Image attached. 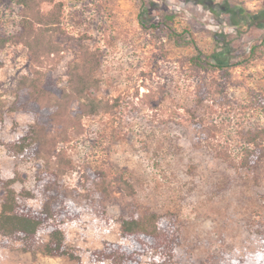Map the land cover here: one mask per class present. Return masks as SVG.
Instances as JSON below:
<instances>
[{"label": "rangeland", "instance_id": "rangeland-1", "mask_svg": "<svg viewBox=\"0 0 264 264\" xmlns=\"http://www.w3.org/2000/svg\"><path fill=\"white\" fill-rule=\"evenodd\" d=\"M48 13L56 23L41 21ZM166 19L192 43L151 27ZM0 30L11 39L1 53L0 171L39 207L49 167L81 211L64 226L80 260L0 242V264H110L91 254L122 241L134 209L177 217L175 264L264 259V167L237 166L253 133L264 148V0H45L34 11L3 0ZM255 44L261 57L232 69L236 85L192 64L199 50L238 62ZM86 49L100 55L96 114L71 84ZM30 125V157L9 156L5 142ZM5 193L0 184V211Z\"/></svg>", "mask_w": 264, "mask_h": 264}, {"label": "trees", "instance_id": "trees-1", "mask_svg": "<svg viewBox=\"0 0 264 264\" xmlns=\"http://www.w3.org/2000/svg\"><path fill=\"white\" fill-rule=\"evenodd\" d=\"M2 1L0 0V2ZM13 1L29 11H34L45 0ZM40 17L42 22L47 21L50 24L57 22V17L52 13L40 14ZM151 27L164 29L172 39L181 44L192 43V40L182 38L183 34L173 27L169 19ZM10 41L8 35L0 30V66L3 65L1 53ZM260 48L259 44H255L250 56L234 63L213 62L212 56H205L199 50V53L192 57V64L195 68L219 71L225 84L236 85L232 69L247 65L261 57L259 55ZM85 52L83 60L73 68L71 84L76 88L80 99H87V105H89L87 113L96 114L102 110L100 102L92 96L93 87L99 85V80L94 72L101 66L100 55L89 49H86ZM44 92L45 90H42V93ZM23 131L14 139L5 142L4 145L9 156L14 158L30 157L29 150L34 143L35 126H26ZM246 140L248 146L244 149L243 157L237 166L249 172H256L258 169L259 172H262L264 154L261 153L264 148L259 147V132L253 133ZM52 175L54 172L48 167L38 176V191L44 199L39 207H35L26 203L25 198L21 197V194L12 186L15 180L4 178L0 171V184L5 186L6 192L0 211L1 246L11 247L15 243H22L28 249L27 251L34 249V253L46 256H68L80 260L77 252L68 244L64 226L66 221L80 218L81 211L69 197L71 194L66 193L63 187L52 178ZM125 183L126 189L132 188L129 182ZM24 196L26 199L35 197L31 192ZM43 233H46L48 238L44 244L39 245L38 240ZM121 239L120 242L105 241L102 248L92 252L91 259L94 262L109 261L110 264H143L144 258L150 257L157 264H175L177 251L183 239V229L173 214H160L155 211L142 213L138 209H134L121 220ZM229 264L246 263L244 260L235 258ZM257 264H264V259Z\"/></svg>", "mask_w": 264, "mask_h": 264}, {"label": "crops", "instance_id": "crops-1", "mask_svg": "<svg viewBox=\"0 0 264 264\" xmlns=\"http://www.w3.org/2000/svg\"><path fill=\"white\" fill-rule=\"evenodd\" d=\"M260 1V0H259ZM254 3V2H253Z\"/></svg>", "mask_w": 264, "mask_h": 264}]
</instances>
